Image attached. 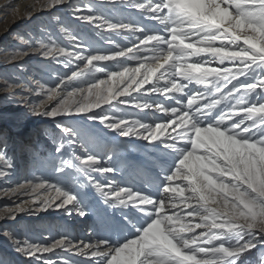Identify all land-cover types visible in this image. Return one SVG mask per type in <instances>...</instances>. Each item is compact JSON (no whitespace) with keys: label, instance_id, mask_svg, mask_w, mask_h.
Wrapping results in <instances>:
<instances>
[{"label":"snow or ice","instance_id":"snow-or-ice-1","mask_svg":"<svg viewBox=\"0 0 264 264\" xmlns=\"http://www.w3.org/2000/svg\"><path fill=\"white\" fill-rule=\"evenodd\" d=\"M106 2L111 4L117 0ZM118 2L156 21L161 26V31L135 36L143 29L130 23L109 21L100 14H93V9L88 5L77 6L73 9L76 19L95 24L98 28L106 26L110 30H116V34H120L119 29L128 31L133 34L135 43L115 52L86 54L78 39L69 33V39L80 48V51H66L59 45H55V48L66 58L74 57L76 61H83L87 72L73 71L71 76L61 78L55 86L39 83L38 89L24 86V90L42 98L33 105L34 114L52 118L67 115L70 114L71 105L61 93H67L73 81L83 79L86 74L105 71L101 64L94 62L119 63L122 61L120 57L137 60L138 67L122 65L120 67L122 71L105 73L108 81L116 80L118 77L128 80L129 83L122 90L114 92L112 87H107L106 94L103 91L96 93L94 103L75 107L77 113H90L101 101L110 102L113 96L126 94L130 96V88L140 92L145 83L152 81L154 73L162 69L151 88L144 89L137 96L163 95L165 100H174L175 107L159 102L138 101L137 96L117 100V103L141 111L155 110L167 117L163 122L147 125L137 120L113 122L112 117L92 118L99 119L106 127L124 136H138L150 142L163 140L165 146L177 154V165L165 177L162 193L174 192L180 199L177 196L163 194L159 199L149 198L130 189L116 187L111 180L102 184L91 173L103 175L114 172V169L94 156L62 160V166L57 168L58 172L64 171L66 167L75 168L78 172L83 170L85 181L111 206H117V201L121 206H127L130 202L148 217L146 226L138 230L136 238L128 240L122 246H112L106 241L95 244L82 242L83 248L79 249L78 254L87 256L88 253L84 252V249L93 248L91 257L98 258L99 264H237L244 253L256 247L258 237L264 239V231L258 228V225L264 224V159L257 151H264V98H262L264 0H118ZM64 3L66 0H48L46 6ZM237 18L245 21L246 27L234 31L233 23ZM60 30L66 32L64 28ZM241 32L249 35L242 38ZM105 40L111 45L114 44L109 37H105ZM187 45L193 47H186ZM40 47L45 49L42 55H53V48L49 45L41 43ZM68 63H71L70 59ZM213 63L217 66L211 67ZM189 65L197 68L194 70L189 68ZM76 66L79 68V64ZM141 74L143 78L137 79ZM4 83V91L19 86L7 80ZM106 83L107 81L100 79L90 83L89 95L93 89H100L101 85ZM193 84L203 86V90L197 91L191 87ZM173 93L180 94V97L172 95ZM10 95L15 96L17 93L11 92ZM20 98L26 100L27 96L21 94ZM52 100L56 103L51 108L47 107L48 101ZM172 125L175 126L172 128L175 134L169 133L161 139L164 130ZM209 126L218 129L224 136L238 141L244 147L237 151L236 146H231L228 153H225L224 149L214 151L209 148H193V139L198 136L197 129H207ZM57 127L65 134L70 131L59 124ZM56 151L58 154L62 153L63 145H58ZM186 154H190V159L200 156L204 163L211 161L212 166H218L220 171L209 172L207 169L201 171L216 183L226 184L230 189L238 190L242 199L229 197L227 212L210 209L199 199V194L195 193L197 183L193 174L185 169L187 161L181 163ZM0 161H4L6 167H11L2 154ZM237 171L240 176L236 175ZM222 172L224 174H221ZM0 175L8 173L0 171ZM178 178L187 183L171 187L170 182ZM21 189H30V192H25L29 195L41 189L55 193L54 196L45 197L41 207L36 211L53 205L67 209L65 206L73 205L75 201L73 195L40 177L20 184L12 192L15 194ZM172 189L184 191L181 194ZM185 192L188 193L187 196ZM57 200L60 203H56ZM39 202L38 196L32 200V203ZM180 204L184 206L182 212L173 214L166 212L167 208H176ZM233 206L235 212L232 211ZM75 210L80 215L84 214L78 207ZM20 211L24 209L22 207L4 209L9 219H14L16 213ZM186 216L192 217L194 222H186ZM241 220L243 223L239 222ZM157 227L170 243L161 245L154 242ZM257 228L260 235L254 231ZM196 229L204 231L196 233ZM4 235L7 236L8 233ZM13 243L17 245V251L36 259L38 264H66L63 260L53 261L37 254L48 253L56 248L67 250L77 247L66 238H60L50 246L32 245L27 242L21 244L19 241ZM261 264H264V252L261 253Z\"/></svg>","mask_w":264,"mask_h":264},{"label":"rangeland","instance_id":"rangeland-1","mask_svg":"<svg viewBox=\"0 0 264 264\" xmlns=\"http://www.w3.org/2000/svg\"><path fill=\"white\" fill-rule=\"evenodd\" d=\"M32 1L33 9L25 15L18 14L16 7H12L8 11L0 10V154L11 165L8 168L4 161H0V171L8 173V175H0V264H38L36 259L17 251V245L13 241H19L21 244L27 242L32 245L50 246L60 238L70 240L77 248L67 250L56 248L51 252L38 253L37 255H43L53 261L63 260L66 264H99V260H87V256L78 254L79 249L83 248V243H90L89 240L92 239L93 244L106 241L112 246H122L128 240L136 238L138 230L146 226L148 217L130 202L127 206H121L117 201V206H111L91 184L85 181L83 170L78 172L75 168L66 167L64 171L58 172L57 168L62 166L61 161L64 159L86 155L94 156L114 169V172L103 175L92 172L91 175L98 182L103 184L107 180H111L116 187L127 188L153 199H159L161 194L177 196L180 199L177 193H162L165 177L177 165V154L166 147L163 140L150 142L138 136H124L118 131L106 127L99 119L92 118L112 117L113 122L137 120L139 123L147 125L163 122L164 120L160 117V120H156L155 114L161 113L155 110H145L144 112L117 103V100L131 99L130 96L140 95L144 89L151 88L152 83L160 75L159 71L154 73L153 81L143 85L140 92L130 88V96L127 94L113 96L110 102L101 101L100 105L93 107L90 113H77L75 107L94 103L97 92L103 91L106 94L107 87H112L114 92H118L129 83L128 80H122L119 77L116 80L108 81L106 72L122 71L120 69L122 65L131 68L139 66L137 60H127L123 57L119 58L122 60L119 63L94 62L101 64L105 71L86 74L83 79L73 81L68 92L61 93V96L71 105L70 114L55 118L33 113V105L42 98L26 92L24 86L32 89H38L39 83L55 86L61 78L66 79L71 76L73 71L87 72L83 61H76L74 57L66 58L60 55L58 49L55 48V45H59L66 51H80V48L69 39V33L78 39L86 50V54L115 52L135 43L133 34L128 31L119 29L120 34H116V30H110L106 26L98 28L95 24L76 19L73 9L77 6L88 5L93 9V14H100L109 21L130 23L142 28L143 31L140 34L136 33L135 36L159 33L161 26L156 21L150 23L144 13L131 9L119 10L116 3L109 4L106 0H66L64 4L51 7L46 6L48 0ZM128 11L130 12L128 13ZM61 28L66 29V32H61ZM240 35L243 38L249 33L241 32ZM105 37H109L114 44H109ZM41 43L52 47L53 55H42L45 49L40 47ZM20 52L27 54L16 55ZM69 59L71 63H68ZM77 64H79V68H77ZM210 66L216 67L217 65L213 63ZM142 78V74L137 76V79ZM97 79L105 80L107 83L101 85L100 89H93L92 94L89 95L90 83ZM5 80L19 86L4 91ZM191 87H196V85L193 84ZM75 89L79 90L74 91ZM11 92L17 93V95L11 96ZM68 93L73 94L68 95ZM21 94L27 96V99L22 100ZM149 95L150 99L154 98V95ZM172 95L180 97V94ZM59 98L57 97V99ZM136 99L144 102H158L155 99H148L147 96H137ZM55 103V100L48 101L47 107L51 108ZM166 103L170 104L167 101ZM212 117H215V112ZM58 124L69 129V133H63L57 127ZM169 128L164 130L161 139L172 133L171 129L167 134ZM169 143H171L170 140ZM58 145H63V151L59 154L56 151ZM122 149L125 151L122 152ZM133 159L137 162V166L134 168L131 162ZM35 177L53 183L73 195L74 204L65 206L67 209L57 208L53 205V207L42 210L40 215L37 214L39 211L32 212L30 214L32 217L33 214L39 216L34 222L30 221L31 217H27V215L14 221L9 220L4 212L5 208L23 207L24 201L38 196L40 202L34 208L37 209L41 207L45 197L55 195L54 192L44 189L29 195L25 192H30V189H21L22 199L19 202L2 204L3 197L6 199L7 194L10 197L13 189L22 183L34 180ZM170 186L175 188L182 184L175 186L170 184ZM187 195L188 193L185 192V196ZM125 200L127 202L126 197ZM56 203H60V201L57 200ZM77 207L83 211V215L77 213L75 210ZM20 212H17L15 217L19 216ZM185 220L193 222L186 218ZM239 222L243 223V220ZM201 231L204 229L195 230L196 233ZM5 233L8 235H4ZM86 250L84 249V252ZM250 251L253 253L249 254ZM250 251L246 252L241 257L242 259L237 261V264H261L264 239L258 238L256 247Z\"/></svg>","mask_w":264,"mask_h":264},{"label":"clouds","instance_id":"clouds-1","mask_svg":"<svg viewBox=\"0 0 264 264\" xmlns=\"http://www.w3.org/2000/svg\"><path fill=\"white\" fill-rule=\"evenodd\" d=\"M246 27L245 21L237 18L233 23V30L239 31ZM186 47H193L192 45H187ZM189 68L196 69L197 66L189 65ZM198 136L193 139V148H209L214 151H219L224 149L225 153H228L231 146H236V150L240 151L244 146L230 137L224 136L222 132H219L218 129H213L209 126L207 129H197ZM258 154L264 159V151L257 150ZM241 155L243 152L241 151ZM190 154H186L181 163H185V169L193 174V178L197 183L195 193L199 194V199L204 201L207 206L209 204L217 205V208H211L216 211L227 212L229 210L228 198L232 197L233 199H242V196L238 194V190L230 189L228 185L222 183H216L212 180L210 176L204 175L201 171L202 169H207L209 172L220 171L218 166H212V162L204 163L203 158L200 156L189 158ZM221 174H224L223 172ZM237 176H240V173L236 172ZM179 193H183V189H172ZM222 204V209L220 205ZM247 207V206H246ZM232 211L235 212L233 206ZM243 215V214H241ZM155 223V222H154ZM258 228L261 231H264V224L258 225ZM155 243L164 245L170 243L166 237H164L157 227V232L155 235Z\"/></svg>","mask_w":264,"mask_h":264},{"label":"bare ground","instance_id":"bare-ground-1","mask_svg":"<svg viewBox=\"0 0 264 264\" xmlns=\"http://www.w3.org/2000/svg\"><path fill=\"white\" fill-rule=\"evenodd\" d=\"M95 1V0H94ZM110 4V3H109ZM112 4H114V3H112ZM12 7H16V9H17V11L19 12L18 14H20V15H25V14H28V12L29 11H31L32 9H33V1L32 0H0V10H9L10 8H12ZM116 7L117 8H119V10L120 9H122V10H130L131 8H129L128 6H126L125 4H122V3H119L118 2V0H117V2H116ZM8 8V9H7ZM131 10H134V9H131ZM136 11V10H135ZM130 11H128V13H129ZM134 12V11H133ZM132 12V13H133ZM134 15V14H133ZM136 15V14H135ZM140 15H142V14H140ZM138 16H139V14H138ZM143 16V15H142ZM130 17V16H129ZM135 17V16H134ZM140 18H143V17H140ZM127 19V18H126ZM136 19V18H135ZM133 20V19H132ZM146 21V20H145ZM149 22L150 23H154V20H152V19H149ZM153 26H154V24H153ZM152 28V27H151ZM140 34V33H139ZM142 34V33H141ZM144 34V33H143ZM135 41V40H134ZM134 43V42H133ZM143 70V69H142ZM160 71H162V69L161 70H159V74H160ZM154 80V79H153ZM152 80V81H153ZM154 82H156V81H154ZM149 85V84H148ZM151 86V85H150ZM152 95H154L153 97L154 98H152V99H150L149 97H150V95H148L147 96V98L148 99H150V100H153V99H155V100H158V102L159 103H163V104H165L166 106H172V107H175L176 105H175V101H167L168 103H170V104H167L166 103V101H164V99H161L158 95H156V94H152ZM162 96V95H161ZM178 97V96H177ZM157 98V99H156ZM179 98V97H178ZM148 101V100H147ZM152 102V101H151ZM145 112V111H144ZM155 116H156V120H160L159 119V117L161 118V119H163V120H165V119H167V117H165V116H163V114H159V115H157V114H155ZM145 118V117H144ZM150 118V117H149ZM147 119V118H146ZM144 121V120H143ZM149 121H150V119H149ZM153 121V120H152ZM161 122V121H160ZM173 127H175L174 125H172V126H170V128L168 129V132H167V134L169 133V130H171ZM171 134H174L173 132L171 133ZM162 137V136H161ZM125 148V147H124ZM122 152L123 151H125L124 149H122L121 150ZM135 159V158H134ZM134 159L133 160H131V162L133 163V168H134V166L136 167L137 166V162L136 161H134ZM164 164V163H163ZM140 165V164H139ZM138 165V166H139ZM172 165V164H171ZM175 166V165H174ZM173 166V167H174ZM140 167V166H139ZM139 171H141V170H139ZM150 177V176H149ZM153 179V178H152ZM158 179V178H157ZM159 179H161V178H159ZM163 181H164V179H162ZM185 183H187L186 181H183L182 179H176V180H174V181H172V182H170V184L171 185H180V184H185ZM163 184V183H162ZM165 184V183H164ZM155 190H157V189H155ZM143 191V190H142ZM151 191V190H150ZM144 192V191H143ZM157 192V191H156ZM20 193H21V191L20 192H17V193H15V194H11L10 195V197H9V194H7L8 196H5L6 197V199H4V197H3V202H2V204L3 205H5V204H9V203H16V202H19L21 199H22V196H20ZM153 194V193H152ZM157 194V193H156ZM169 195V194H168ZM155 196V195H154ZM7 197H9V198H7ZM35 198H32V199H29V200H26V201H24V206L22 207L23 209H24V211H21L20 212V215L19 216H17V217H15L14 219H9V220H11V221H14L15 219H17V218H19V217H22V216H26L27 215V217H31V218H29V220L30 221H37V219H38V215H40L43 211H39L37 214L38 215H34L33 214V217L30 215L32 212H35L36 211V209H34L35 208V206H38L39 204L38 203H32V200H34ZM193 203H194V201H193ZM209 207H211V208H217V206L216 207H214L215 205H213V204H209L208 205ZM221 208L223 207V206H220ZM184 210V206H183V204H180L178 207H176V208H167L166 209V212L167 213H171V214H173V213H175V212H182ZM23 217V218H24ZM187 220H190V221H193L194 222V219L192 218V217H185ZM254 231H256V232H259L258 234L260 235L261 233H260V231L258 230V228L257 229H254ZM91 235V234H90ZM90 238H92V236H90ZM89 238V239H90ZM259 238V237H258ZM45 239V238H44ZM90 241V243L89 244H93L92 243V239H90L89 240ZM95 244V243H94ZM101 247L103 248V245H101ZM74 248H77V247H74ZM94 249L93 248H88L87 250H86V252L88 253V255H87V257L88 258H86L87 260H91V259H93V260H98V258H94V257H91V251H93ZM95 263H98V262H95Z\"/></svg>","mask_w":264,"mask_h":264},{"label":"trees","instance_id":"trees-1","mask_svg":"<svg viewBox=\"0 0 264 264\" xmlns=\"http://www.w3.org/2000/svg\"><path fill=\"white\" fill-rule=\"evenodd\" d=\"M252 253H253V251H250V252H249V254H252ZM244 255H245V253H244L242 256H244ZM247 255H248V254H247ZM241 259H242V258H241Z\"/></svg>","mask_w":264,"mask_h":264}]
</instances>
